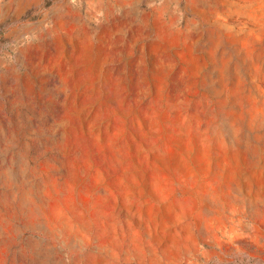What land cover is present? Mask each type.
<instances>
[{"label":"rangeland","instance_id":"rangeland-1","mask_svg":"<svg viewBox=\"0 0 264 264\" xmlns=\"http://www.w3.org/2000/svg\"><path fill=\"white\" fill-rule=\"evenodd\" d=\"M0 264H264V0H0Z\"/></svg>","mask_w":264,"mask_h":264}]
</instances>
